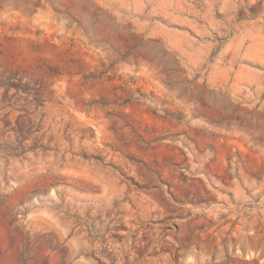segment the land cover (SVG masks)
<instances>
[{"label":"rangeland","instance_id":"obj_1","mask_svg":"<svg viewBox=\"0 0 264 264\" xmlns=\"http://www.w3.org/2000/svg\"><path fill=\"white\" fill-rule=\"evenodd\" d=\"M0 264H264V0H0Z\"/></svg>","mask_w":264,"mask_h":264}]
</instances>
